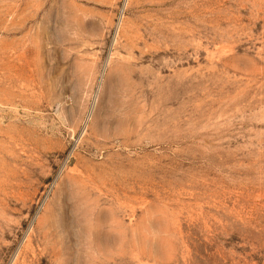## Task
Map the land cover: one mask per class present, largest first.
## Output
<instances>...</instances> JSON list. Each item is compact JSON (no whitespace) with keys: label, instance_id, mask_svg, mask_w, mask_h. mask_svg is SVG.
<instances>
[{"label":"rangeland","instance_id":"1","mask_svg":"<svg viewBox=\"0 0 264 264\" xmlns=\"http://www.w3.org/2000/svg\"><path fill=\"white\" fill-rule=\"evenodd\" d=\"M0 264H264V0H0Z\"/></svg>","mask_w":264,"mask_h":264}]
</instances>
